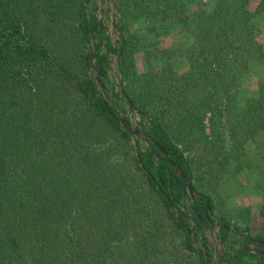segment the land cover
I'll use <instances>...</instances> for the list:
<instances>
[{
    "label": "trees",
    "instance_id": "trees-1",
    "mask_svg": "<svg viewBox=\"0 0 264 264\" xmlns=\"http://www.w3.org/2000/svg\"><path fill=\"white\" fill-rule=\"evenodd\" d=\"M198 4L115 0L113 42L95 0H0V264H264L247 251L264 254V229L250 236L248 217L219 203L251 145L264 192V86L241 108L237 98L239 77L264 70V0ZM169 27L167 69L150 48Z\"/></svg>",
    "mask_w": 264,
    "mask_h": 264
},
{
    "label": "rangeland",
    "instance_id": "rangeland-1",
    "mask_svg": "<svg viewBox=\"0 0 264 264\" xmlns=\"http://www.w3.org/2000/svg\"><path fill=\"white\" fill-rule=\"evenodd\" d=\"M200 4H198L199 8H202L208 12H212L215 7V0H197ZM253 8L257 6L259 0H251ZM96 6L98 8L99 20L100 22L107 28L108 34L113 42L117 41V32H116V23L118 19V15L116 12L115 0H95ZM249 8V9H250ZM190 15H193L197 12V6H193L191 10H189ZM255 22L257 23L258 33L256 36V43L261 45L264 50V15H259L256 17ZM144 22L142 20L138 21V24L135 26V30L139 32L144 29ZM179 43L178 35L174 30H170L167 35L159 38V50L155 48H150V51H154L153 53V62L152 65L157 64L159 67L169 68L170 63H175L174 60L170 59V50L174 48V45ZM137 60V70L138 74L144 71L146 68L143 58L142 52L138 53ZM156 62V63H155ZM183 62L179 61L178 63ZM110 80L112 83L118 86L121 85V80L119 73L117 72L116 66L113 63L110 70ZM239 88L237 92L238 98V107L241 108L246 99L252 98L253 96H257L259 94V85L263 84L264 86V70L262 65H254L250 67V71L248 74H244L239 77ZM128 116L130 118L131 124L133 127H137L138 122L140 121L137 114L133 111L128 112ZM134 130V129H132ZM133 139L136 142V145L139 144L142 147L144 144L139 140V137H135ZM247 155L244 159V168L238 175L228 176L225 178L221 186V198L219 203L223 205L227 212H235L238 217H248V228L250 236H256L262 232L264 229V218L260 213V209L264 206V192L263 190H259L257 188L259 182L261 181V176L263 172V164L261 162V150L256 146H248L247 147ZM251 165L252 169L247 168V165ZM223 208V209H224ZM245 209H249L248 212H245ZM242 213H237V212ZM213 220L217 221V217L213 215ZM236 220H233L232 223H236ZM238 224L244 223L238 221ZM215 231L207 232L208 242L211 247L216 250L215 252H220L223 250L221 245L217 244V241H214ZM237 238H241V235H237ZM250 248H252L250 246Z\"/></svg>",
    "mask_w": 264,
    "mask_h": 264
},
{
    "label": "water",
    "instance_id": "water-1",
    "mask_svg": "<svg viewBox=\"0 0 264 264\" xmlns=\"http://www.w3.org/2000/svg\"><path fill=\"white\" fill-rule=\"evenodd\" d=\"M96 82H97L98 85H101V82H100V76H99V75H97V77H96ZM125 128H126V130H128V132H130V133H131L132 135H134L135 137H143V138H144V141H145V143H146L147 145H148V143L150 142V143H152L153 145L156 146V144H155L153 141L149 140L144 134H141V133H139V132L136 131V130H132L129 126H126V125H125ZM158 149L162 152V150H161L160 148H158ZM164 156H166V155L164 154ZM168 161H169L170 165H171V166H172V167H173V168L179 173L180 177H181L182 180L184 181V184L186 185V188H187V192H188L189 197L193 200L194 197H195V194H194V191H193L191 185L187 183V181H186L185 178H184V175H183L180 171H178V169H176V168L174 167V165L170 162V160H168ZM207 210H208V209H207ZM247 251H249V252H251V253H255V254H257V255H262V256H264V254L257 253V252H255V251H253V250H247Z\"/></svg>",
    "mask_w": 264,
    "mask_h": 264
},
{
    "label": "built area",
    "instance_id": "built-area-1",
    "mask_svg": "<svg viewBox=\"0 0 264 264\" xmlns=\"http://www.w3.org/2000/svg\"><path fill=\"white\" fill-rule=\"evenodd\" d=\"M218 230H219V227L216 226V227H215V234H214L213 237H214V239H215L214 241H217V244L220 245V244H219V239H218V237H217V235H218Z\"/></svg>",
    "mask_w": 264,
    "mask_h": 264
},
{
    "label": "flooded vegetation",
    "instance_id": "flooded-vegetation-1",
    "mask_svg": "<svg viewBox=\"0 0 264 264\" xmlns=\"http://www.w3.org/2000/svg\"><path fill=\"white\" fill-rule=\"evenodd\" d=\"M214 227H215V226H214ZM214 227H213V228H214ZM212 230H213V229H212ZM214 231H215V229H214ZM207 232H209V231H207ZM206 235H207V234H206Z\"/></svg>",
    "mask_w": 264,
    "mask_h": 264
}]
</instances>
